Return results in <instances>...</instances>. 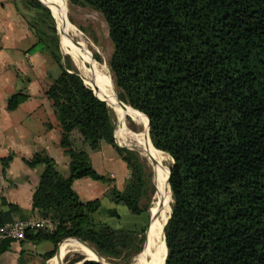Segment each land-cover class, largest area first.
<instances>
[{"label":"trees","instance_id":"trees-1","mask_svg":"<svg viewBox=\"0 0 264 264\" xmlns=\"http://www.w3.org/2000/svg\"><path fill=\"white\" fill-rule=\"evenodd\" d=\"M12 2L34 35L26 51L44 53L59 67L44 92L68 157L67 173L41 149L23 157L29 166H42L31 211L58 221L52 229H29L23 238L50 240L53 247L46 256L63 239L81 238L111 262L126 264L145 238L152 169L136 148L116 141V112L61 51V42L67 48L71 42L60 39L50 8L40 0ZM67 2L103 14L117 95L145 117L152 144L171 157L163 264H264V0ZM28 96L18 88L8 95L7 108ZM129 124L139 130L131 119ZM102 142L111 144L129 169L125 185L111 186L106 194L123 200L135 216L144 211L143 224L112 226L99 216V197L82 199L73 188L79 177L109 178L90 157ZM10 158H1L3 175ZM1 203L8 209L0 207V223L22 211L3 195ZM107 211L117 215L114 207ZM80 264L101 262L89 258Z\"/></svg>","mask_w":264,"mask_h":264},{"label":"crops","instance_id":"crops-1","mask_svg":"<svg viewBox=\"0 0 264 264\" xmlns=\"http://www.w3.org/2000/svg\"><path fill=\"white\" fill-rule=\"evenodd\" d=\"M32 38L34 39L31 29L12 0H0V207L8 209L7 204L1 203L2 195L7 201L17 203L22 211L12 218L37 216L31 211V201L42 166H29L23 161V157L41 149L55 159L60 170L65 173L68 171V157L58 143L60 129L49 99L43 92L30 90L33 88L31 79L28 80L29 86L24 84L23 75L29 72L31 57L38 54L26 51L33 42ZM18 88L27 91L29 96L15 108L8 109L7 97ZM36 95H42L43 99L37 101ZM47 122L50 126H46ZM106 143L102 142L99 149L91 151L90 157L92 165L109 177L107 184L101 185L100 179L85 176L74 179L72 186L82 199L99 197V216L112 226L131 227L137 222L140 225L123 200H111L106 194L111 186L122 188L129 177L126 162L115 149L108 151ZM8 155L11 158L7 172L3 175L1 158ZM112 160L115 161L116 168L111 167ZM110 207L116 209L117 215L107 211ZM49 241L31 238L0 239V246L6 245L0 250V264H59V260L63 264L61 241L58 243L59 256L55 252L52 256L45 255L53 247V243ZM74 244L79 243H68L66 247Z\"/></svg>","mask_w":264,"mask_h":264},{"label":"rangeland","instance_id":"rangeland-1","mask_svg":"<svg viewBox=\"0 0 264 264\" xmlns=\"http://www.w3.org/2000/svg\"><path fill=\"white\" fill-rule=\"evenodd\" d=\"M60 6L62 10V17L65 19V21H67L68 23H70L71 25L75 27V29L79 32V34L82 35V37L87 43V44L77 45L78 39H77L76 34H73L72 31L68 29L61 28L60 23H58L57 21L60 39L63 40L65 37H67L69 38L71 42V48H67L63 44V42H61L60 44L61 51L63 53H68L70 55L72 64L77 68V70L83 77L84 81L92 87L95 93H96V90H101L107 96L109 87H111L112 89L114 88L116 91L113 78H112V74H111V71L109 69L108 62H107L111 54L113 45L109 37L108 25H107V22L103 14L99 10L93 7H90V6L69 5L67 0H62V2H60ZM70 17L72 19H70ZM80 26H82V29L80 28ZM32 40L34 39L32 38ZM94 53H97L100 59H97L94 56ZM28 69H29V72L23 75L25 78L24 84L28 85L29 84L28 80L31 79L33 88H30V90L31 91L37 90V91H40L41 93L42 92L45 93L44 89L46 87V84L51 80L52 77H54L59 72L58 65L54 63L50 57H48L44 53H39V52L36 56L33 55L31 57V63L28 66ZM103 74L107 76L104 78ZM42 87H44V89H42ZM35 99L39 101L40 99H43V96L36 95ZM113 109L115 110L116 117H117V126L115 129L116 131L117 128H119V120H118L119 113L116 110V108H113ZM127 115H121L122 122L123 120L124 122L122 123V128H119V129L122 131L123 136L125 137L130 136L131 138H136L134 136L138 134H139L138 136H140V132L142 131L141 130L142 124L138 120L132 118L129 115L131 122L138 125L139 130L133 129L131 125L129 124L130 119L127 118ZM129 129L130 131H134L135 134H131ZM115 138H116V141L120 144H124L128 147L136 148L139 154L145 159V161L150 165L152 169V172H153L152 173V183L154 185V191L150 193V197H151V205L149 207V213H150V210L152 211L154 203L159 196L160 182L158 179V173L156 171L157 169L155 170L153 162L150 161V159L146 155L142 154L140 151V148L137 147L132 141L122 138L117 133H115ZM106 146L108 147V151L111 149H112L111 151H115L114 147L111 144L106 143ZM103 152H104V149H103ZM162 152H163V159H162V162L161 161L158 162L157 168L160 167V170H162L161 172L163 173V170L167 172L168 164H169V161L171 160V157L167 152H164V151ZM38 166H40V164L37 165V167ZM113 166H115L116 168V163L114 160H112V163H111V167ZM164 180H165L164 182L165 186H164V192H163L164 196L163 197L167 205L164 208V214L168 217V214L170 212L171 195H170V190H169L170 188L168 187V183H167V174ZM106 181H107L106 179H102L100 184L105 185L107 184ZM93 196H96V195L94 194ZM101 216H103L102 212H101ZM136 217H137V220L140 222V224L144 223L146 220V213L143 211L142 213L138 214ZM150 221H151V218H150ZM68 239H74V240L79 241L77 238H72V237L65 238L62 241L68 240ZM148 247H149V240H148L147 248ZM67 249L63 252L61 256L63 260L64 258H66L68 255H71V254L74 255V254L79 253V254H82V257L86 255L83 251L78 250L77 247L73 245L68 246ZM142 251L138 255H135L126 264H134V262L139 260L142 257L141 255L143 254L145 250L143 252ZM103 256L109 262V264H115L111 262L107 258V256L105 255ZM64 263L65 261H63V264ZM59 264H62L60 260H59Z\"/></svg>","mask_w":264,"mask_h":264},{"label":"bare ground","instance_id":"bare-ground-1","mask_svg":"<svg viewBox=\"0 0 264 264\" xmlns=\"http://www.w3.org/2000/svg\"><path fill=\"white\" fill-rule=\"evenodd\" d=\"M48 4L51 5L52 10L54 12V17H56L55 19H57L58 23H60V27L61 28H65L68 29L70 31H72L73 34H76L77 39H78V43L79 44H87L86 41L84 40V38L82 37L81 34H79V32L75 29V27L73 25H71L70 23H68L67 21H65V19L62 17V10H61V6H60V2H62V0H47ZM65 15V14H64ZM56 21V23H57ZM58 27V26H57ZM107 75L103 74V77L105 78ZM98 91L96 90V94L98 95ZM107 94V93H106ZM99 96V95H98ZM108 98H106V96H102L104 99H106L107 101H109V104L113 107L116 108V110L118 111L119 115H118V120H119V128H122V116L121 115H127L129 114L130 116H132L134 119L138 120L141 124H142V131L140 132V136L136 135L134 137L136 138H131L130 136H123L122 131L117 128V131L121 134V136L124 139H128L130 141H132L137 147L140 148V151L142 154L146 155L150 161L153 162L155 170L158 173V179L160 182V187H159V196L156 199L154 206L152 208V211L150 210V215H151V221H150V226L149 229L147 231V235H146V242L143 248V254L141 255L142 257L137 260L136 262H134V264H163L164 262V258L166 255V244H165V239L163 236V224L165 222V219L167 218V216L164 214V208L167 206L164 200V182H165V176L166 174L168 175V169L167 172L165 170H163V173L161 172L162 170H160V167L157 168V164L158 162H162L163 159V152L162 151H158L154 145L152 144L150 137L148 135V130H149V123L147 125V121L145 119V117L138 111H135L134 109H132L127 103H125L124 101H122L119 96L117 95V92L115 91V89L109 87L108 88ZM101 97V98H102ZM117 131H115V133H117ZM130 131V129H129ZM131 134H135L134 131H130ZM138 136V137H137ZM129 145V144H128ZM162 164V163H161ZM170 190V189H169ZM74 240V239H73ZM148 240H149V247L148 246ZM66 241L61 242V251L64 252L63 250L65 249L66 245L68 244ZM77 241V240H75ZM73 243H79V244H74L73 246L77 247L78 250L83 251L86 255L89 256H96L94 253V250L91 246H89L88 244L82 243V242H73ZM70 246V245H68ZM67 246V247H68ZM87 246V247H85ZM66 247V249H67ZM89 248V249H88ZM147 248V250H146ZM68 250V249H67ZM101 262L102 264H109V262L104 258V256L101 255Z\"/></svg>","mask_w":264,"mask_h":264},{"label":"built area","instance_id":"built-area-1","mask_svg":"<svg viewBox=\"0 0 264 264\" xmlns=\"http://www.w3.org/2000/svg\"><path fill=\"white\" fill-rule=\"evenodd\" d=\"M58 221L52 220L50 217L29 216L24 218H14L0 223V239L13 238L21 239L29 229L44 227L52 229Z\"/></svg>","mask_w":264,"mask_h":264},{"label":"water","instance_id":"water-1","mask_svg":"<svg viewBox=\"0 0 264 264\" xmlns=\"http://www.w3.org/2000/svg\"><path fill=\"white\" fill-rule=\"evenodd\" d=\"M41 2H43L45 5H47L49 8H50V10H51V5H49L48 3H47V0H40ZM51 12H52V10H51ZM52 14H53V12H52ZM53 16H54V14H53ZM55 18V17H54ZM55 21H56V19H55ZM56 26H57V24H56ZM57 29H58V27H57ZM100 97V96H99ZM101 98V97H100ZM102 99H104V98H102ZM108 104H109V102L106 100V99H104ZM110 105V104H109ZM132 117V116H131ZM133 118V117H132ZM115 133V132H114ZM148 133H149V130H148ZM169 175H170V167L168 166V175H167V177H168V181H167V183H168V187H169ZM150 218H151V216L149 217V221H148V223H147V225H146V227H145V238H144V241H143V245H142V248H141V250L143 249V247H144V245H145V242H146V235H147V231H148V229H149V226H150ZM166 220H167V218L165 219V222H166ZM165 222H164V224H165ZM164 224H163V236H164ZM80 242H82V243H85V244H88L89 246H91L86 240H84V239H81V238H77ZM164 239H165V237H164ZM60 244V243H59ZM92 248H93V250H94V253H95V255L96 256H87V255H84L83 257H82V254H79V253H77V254H74V255H69V257H68V259H66V261L67 260H69V259H71V258H76V257H82V259L80 260V261H77L76 262V264H80L83 260H85V259H89V258H94V259H96V260H98V261H100L101 262V254L100 253H98V251L93 247V246H91ZM140 250V251H141ZM139 251V252H140ZM139 252L136 254V255H138L139 254ZM55 255L56 256H59V245H58V247H57V249H56V251H55ZM165 259V258H164ZM65 261V260H64ZM65 261V262H66ZM164 263V262H163ZM101 264H102V262H101Z\"/></svg>","mask_w":264,"mask_h":264}]
</instances>
